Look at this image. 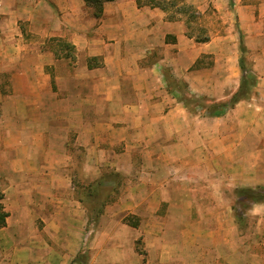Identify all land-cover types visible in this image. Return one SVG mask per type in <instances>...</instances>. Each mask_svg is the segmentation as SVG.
<instances>
[{
  "label": "crops",
  "instance_id": "1",
  "mask_svg": "<svg viewBox=\"0 0 264 264\" xmlns=\"http://www.w3.org/2000/svg\"><path fill=\"white\" fill-rule=\"evenodd\" d=\"M186 2L225 31L198 43L136 0L100 19L84 0H0V264H264V202L238 210L244 232L233 208L236 190H264V0ZM242 56L255 85L222 116L169 82L228 102ZM75 151L93 179L124 178L97 226Z\"/></svg>",
  "mask_w": 264,
  "mask_h": 264
},
{
  "label": "trees",
  "instance_id": "2",
  "mask_svg": "<svg viewBox=\"0 0 264 264\" xmlns=\"http://www.w3.org/2000/svg\"><path fill=\"white\" fill-rule=\"evenodd\" d=\"M87 7L92 11V15L100 19L103 14L104 4L113 0H84ZM140 8H158L167 14L169 21H184L187 28V36L193 38L198 43H206L210 40L209 36L195 34L191 31L192 24L198 22L200 12L192 5H189L186 0H136ZM202 33L204 31H201ZM52 43L56 42V47L59 50L66 52L68 56L72 55L75 48L63 41L51 39ZM241 51L245 52V47L242 44ZM58 55V54H57ZM244 56L241 57V65L244 68V76L240 90L234 94L231 100L224 103H217L206 98H196L188 92V85L183 81H177L175 78H169L172 89L178 90L179 98L185 103L189 111L193 113L201 112L205 116L219 117L232 108L237 102L248 98L252 87L255 85V75L251 70H247ZM172 77V76H171ZM76 169V168H75ZM74 186L78 200L87 209L89 213V225L97 226L101 214L106 206L113 203L120 193L122 181L124 178L115 172H104L99 178L92 179L90 182L87 175L80 168L75 172ZM86 185V186H85ZM237 197L240 198L238 207L249 209L251 204L264 202V190L243 188L235 191ZM0 195V200L2 199ZM237 210V221L242 222L243 214ZM8 214L4 211V207L0 204V227L6 226V218Z\"/></svg>",
  "mask_w": 264,
  "mask_h": 264
},
{
  "label": "rangeland",
  "instance_id": "3",
  "mask_svg": "<svg viewBox=\"0 0 264 264\" xmlns=\"http://www.w3.org/2000/svg\"><path fill=\"white\" fill-rule=\"evenodd\" d=\"M200 18L198 19V22L195 23V24H192V29L191 31L195 32V34H200V35H203V36H211L212 34H216L217 32H224L225 31V28L227 25H224V24H215L213 23V20L210 19L211 16H212V13H205V14H200ZM201 31H204L203 33ZM247 61V60H246ZM248 64L249 63V60L247 61ZM250 67V66H249ZM248 67V68H249ZM172 70V68H170ZM177 79V78H176ZM74 154L78 157L79 160H77L75 162V165H76V169L74 170V172L77 170H79L81 167H80V154L77 153L76 151L74 152ZM82 169V168H81ZM85 175H87L89 182L95 178L93 176H91L92 174L89 173V172H84ZM89 175V176H88ZM124 184V181H122V185L121 187L123 186ZM86 186V185H85ZM235 193V192H234ZM234 198L236 199V195L234 196ZM234 206L233 208H237V209H241L243 211H247V209L245 207H238L237 203H236V200H234ZM254 219L251 217V216H248V217H243L242 216V222L239 224L240 226V229L242 230V232L245 231V227H250L252 228L253 227V223H254ZM237 223H239L237 221Z\"/></svg>",
  "mask_w": 264,
  "mask_h": 264
}]
</instances>
